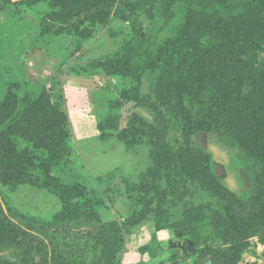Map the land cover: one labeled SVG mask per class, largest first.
Here are the masks:
<instances>
[{
    "label": "trees",
    "instance_id": "16d2710c",
    "mask_svg": "<svg viewBox=\"0 0 264 264\" xmlns=\"http://www.w3.org/2000/svg\"><path fill=\"white\" fill-rule=\"evenodd\" d=\"M15 1L14 6L33 8L44 0ZM0 3L11 5V0H0ZM55 3L61 4L63 9L51 20L57 19L64 26L72 20L76 31L69 36L77 39L78 44L81 38L89 40L96 34L94 30L100 28L122 35L114 57L98 60L91 74L101 71L106 77L128 79L135 84L131 90L121 92L117 105L140 101L142 77L146 71L150 73L146 81L150 92L141 106L153 115L154 123L138 119L137 123L127 124L120 135L121 141L133 145L140 146L144 142L151 145L154 166L139 176L136 191L139 194L156 192L169 200L173 195V202L184 197L192 202L203 201L209 196L215 198V205L227 215L225 218L220 210L213 211L215 225H224L219 234L210 232L206 215L193 220L185 215L183 224H176L179 228L175 223H170L169 228L176 236L187 239L191 247L202 245L197 248L196 259H199L195 264H206V257L211 259V256L212 261L215 258L232 261L246 248L244 239L255 231H262L255 220L264 216V59L260 57L264 49V32L261 33L264 0H56ZM174 19H178L174 34L164 37L160 44L154 43L152 47L156 45L157 49L152 53L151 44H146L143 23L156 20L162 25L160 31L173 25ZM238 21L242 26L237 25ZM232 29L236 40L222 53L206 52L201 47L200 35H208L210 39L214 36L223 39L226 35L228 40ZM134 59L139 61L134 62ZM237 87L246 93L240 94ZM4 89L5 86L0 85L2 174L14 181L33 179L26 175L25 168L9 159L14 148L11 141L16 138L53 156L47 163L49 169L61 168L67 163L70 148L65 132L67 119L60 108L59 95L53 102L48 95L36 99L19 89L22 96L2 99ZM162 107L167 110L161 113L163 117L159 113ZM166 115L169 116L167 120ZM108 120L98 128L114 129L113 124L119 125V121L113 120L109 126ZM170 133L175 142L173 146L167 142ZM202 133L215 135L224 148L235 152L236 166L251 175V185L243 194L230 191L223 178L216 176L212 155L193 146L192 138ZM29 153L27 151L19 159L25 160ZM33 170L36 171L35 167ZM42 171V184L58 187V183L50 181L44 168ZM165 181L166 187H163ZM65 193H76L86 212H90L92 201L85 189L80 192L66 185L62 189V194ZM133 200L134 205L145 201L142 197ZM211 205L214 204L208 207ZM95 207L91 214L94 218L77 208L69 225L96 224L102 229L101 234L110 239L109 243H115L116 237L112 239L108 226L97 219ZM160 211L170 215L166 210ZM197 212L202 213V207ZM0 215L22 239L17 251L22 249L28 253L29 248L36 245L40 264H59L58 248L48 237L50 226L35 225L18 217L6 206L1 192ZM4 232L0 231L2 240L6 239ZM215 238L231 242V245L224 250L211 248L208 242Z\"/></svg>",
    "mask_w": 264,
    "mask_h": 264
},
{
    "label": "rangeland",
    "instance_id": "374dc122",
    "mask_svg": "<svg viewBox=\"0 0 264 264\" xmlns=\"http://www.w3.org/2000/svg\"><path fill=\"white\" fill-rule=\"evenodd\" d=\"M55 1L44 0L33 8L14 6L15 0H11V5L0 3V85L5 86L2 99L22 96L19 89L36 99L48 95L53 102L59 95V105L67 119L65 132L70 148L67 163L61 168L49 169L47 163L53 156L29 142L12 139L14 148L9 159L25 168L26 175L33 179L14 181L0 171V192L6 206L27 222L51 227L48 237L58 248L59 264H195L199 259H196L197 248L202 245L191 247L187 239L173 234L170 223L179 228L176 224H183L185 215L192 220L206 215L210 232L219 234L224 225H215L213 211L220 210L225 218L226 213L215 205L216 199L210 196L203 201L192 202L184 197L173 202V195L169 200L156 192L139 194L136 191L139 176L148 173L154 166V158L150 156L151 145L145 142L140 146L133 145L126 140L121 141L120 135L127 124L137 123L138 119L154 123L153 115L141 106V101L146 102L150 92L146 82L150 73L146 71L142 77L140 101L117 105L121 92L131 90L135 84L128 79L106 77L101 71L91 74L98 60L114 57L112 55L118 51L123 40L122 35L100 28L94 30L96 34L89 40L81 38L78 44L77 39L69 36L76 31L72 20L68 26L57 19L51 20L62 13L61 4ZM176 23L178 19L160 31L162 25L156 20L143 23L146 44H151L152 53L157 49L156 45L152 47L154 43L160 44L164 37L174 34ZM237 25L242 26V23L238 21ZM262 27L261 33L264 32V24ZM198 40L206 52L212 50L218 54L235 42L236 33L232 29L228 40L226 35L223 39L221 36L210 39L208 35H200ZM260 57L264 59V49ZM138 61L134 59V62ZM237 91L246 93L238 87ZM241 99L247 100L244 97ZM166 111L162 107L158 112L162 116L161 113ZM168 115L164 117L166 120ZM108 118L109 126L114 121H119V125L113 124L114 129H99V124ZM170 135L167 134V142L173 146L175 142ZM192 142L194 147L212 155L215 174L218 169L221 170L222 174L216 176L223 178L230 191L243 194L249 189L251 175L236 166L235 152L224 148L215 135L198 134ZM27 151L30 152L25 159L28 161L20 160ZM42 168L47 171L52 183H58V187L42 184ZM66 185L80 192L85 189L92 201V208H88L90 212H87L91 215L96 206L99 217H95L108 226L112 239L116 237L115 243H109L110 239L101 234L102 229L96 224L69 225L68 221L77 208L87 212L76 193L62 194ZM163 187H166V181ZM139 197L145 201L134 205L133 198L138 200ZM208 204L214 205L208 207ZM201 207L203 214L196 213ZM161 209L170 215L163 214ZM255 222L262 231H255L244 239L246 248L236 258L232 261L215 258L212 261L211 256V259L206 257L205 263L264 264V216ZM1 230H5L6 239H0V264H40L36 245H32L28 253L16 250L22 239L0 215ZM208 245L224 250L231 242L215 238ZM85 259L87 262L83 261Z\"/></svg>",
    "mask_w": 264,
    "mask_h": 264
},
{
    "label": "water",
    "instance_id": "95a60500",
    "mask_svg": "<svg viewBox=\"0 0 264 264\" xmlns=\"http://www.w3.org/2000/svg\"><path fill=\"white\" fill-rule=\"evenodd\" d=\"M216 174H218V175H221V174H222L221 170H220V169H218V171H217V173H216Z\"/></svg>",
    "mask_w": 264,
    "mask_h": 264
}]
</instances>
